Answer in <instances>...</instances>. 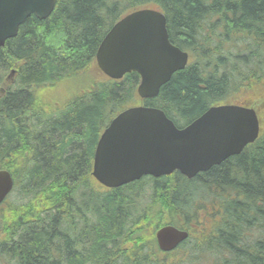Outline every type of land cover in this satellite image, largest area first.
Returning <instances> with one entry per match:
<instances>
[{
  "label": "trees",
  "instance_id": "1",
  "mask_svg": "<svg viewBox=\"0 0 264 264\" xmlns=\"http://www.w3.org/2000/svg\"><path fill=\"white\" fill-rule=\"evenodd\" d=\"M140 5L165 14L171 43L191 57L142 104L182 127L214 105L241 104L234 96L263 98L264 0H58L48 19L30 16L0 48V169L16 182L15 200L0 206V264H264V129L240 155L191 180L176 172L100 192L90 178L103 130L138 102L140 82L137 73L101 79L96 53ZM91 71L87 91L56 103L59 84ZM165 224L192 232L183 255L158 250L155 230Z\"/></svg>",
  "mask_w": 264,
  "mask_h": 264
},
{
  "label": "water",
  "instance_id": "2",
  "mask_svg": "<svg viewBox=\"0 0 264 264\" xmlns=\"http://www.w3.org/2000/svg\"><path fill=\"white\" fill-rule=\"evenodd\" d=\"M56 2L0 0V48L18 35L31 15L47 19ZM188 60V53L170 42L165 15L154 9H141L122 18L103 38L96 53L98 68L113 80L138 73L141 81L137 92L142 99L157 97L174 73L185 69ZM259 133L256 111L244 106H212L183 128L158 108L135 106L118 114L101 135L92 174L111 189L144 176L160 178L176 171L192 179L241 154ZM13 188L11 172L0 170V204ZM188 237L187 231L171 225L156 232L163 252L175 250Z\"/></svg>",
  "mask_w": 264,
  "mask_h": 264
},
{
  "label": "rangeland",
  "instance_id": "3",
  "mask_svg": "<svg viewBox=\"0 0 264 264\" xmlns=\"http://www.w3.org/2000/svg\"><path fill=\"white\" fill-rule=\"evenodd\" d=\"M146 5H140V6H138V7H145ZM127 12V10L126 11H123V13L122 14H124V13H126ZM96 72L95 71H91L88 75H86V76H82V77H80V78H76L75 80H72V81H68V82H64L63 84H59L53 91L58 95V99H57V104H60V103H62V104H65L66 103V101H68L69 100V98L71 97V93L72 94H75V92H76V89H78V90H80L81 89V87H85V89H81L82 91H81V94H83L85 91H87V87L85 86L86 84H91V82H92V80H91V77H95L96 76ZM8 75V73L7 74H5L4 75V78L6 77ZM100 77V76H99ZM104 78L105 79H107L105 76H103V77H101V79H103L104 80ZM263 93V98H261V99H256V98H258L257 97V95L256 94H254V93H246V94H242V95H240V96H234L235 97V99H238V101L239 102H247V101H249V100H251V101H255V100H257V101H261V100H264V88L261 90V93L260 94H262ZM77 95H79V94H77ZM77 95H74V97L75 96H77ZM73 98V97H72ZM71 98V99H72ZM70 99V100H71ZM69 100V101H70ZM68 103V102H67ZM66 103V104H67ZM140 102L138 101L137 103H133V104H131V105H137V104H139ZM65 104V105H66ZM262 107V115H263V122H264V105H262L261 106ZM95 185V187L97 188V189H100L99 191L100 192H103L104 190H103V188H99V186L97 185V184H94ZM15 200V196H14V194L10 197V199L8 200V202L7 203H11V202H13ZM143 203L144 204H147L148 202L146 201V200H143ZM203 205H205L206 207H208L209 206V204L208 203H202ZM4 207V209L7 207V206H3ZM203 219H204V217H201L200 219H199V221H203ZM180 222H183V220L180 218ZM192 223V220L190 219L189 220V224H191ZM176 253H177V255H178V257L179 256H181V255H183L182 254V252L181 253H179V251H176ZM197 253L196 252H194V251H191L190 253H189V256L190 257H198L199 255H200V253L198 254V255H196ZM200 257H203V258H206L207 257V259H208V255H206V254H202ZM192 262V261H191ZM193 263V262H192ZM203 263H208V262H203Z\"/></svg>",
  "mask_w": 264,
  "mask_h": 264
},
{
  "label": "flooded vegetation",
  "instance_id": "4",
  "mask_svg": "<svg viewBox=\"0 0 264 264\" xmlns=\"http://www.w3.org/2000/svg\"><path fill=\"white\" fill-rule=\"evenodd\" d=\"M223 197H225V195H223ZM218 205H219V203L216 202V201L212 204L213 207L218 206ZM211 209H212V208H211ZM212 210H214V209H212ZM216 223H217V218H216V217H214V218L211 217L210 220L208 221V224L210 225V227H211L212 229H214ZM200 224H201L200 222H199L198 224H196V225H195V228H196V229H200Z\"/></svg>",
  "mask_w": 264,
  "mask_h": 264
},
{
  "label": "bare ground",
  "instance_id": "5",
  "mask_svg": "<svg viewBox=\"0 0 264 264\" xmlns=\"http://www.w3.org/2000/svg\"><path fill=\"white\" fill-rule=\"evenodd\" d=\"M233 61V60H232ZM231 65V64H230ZM229 66V65H228ZM229 71V70H228ZM86 200H88V199H86Z\"/></svg>",
  "mask_w": 264,
  "mask_h": 264
}]
</instances>
